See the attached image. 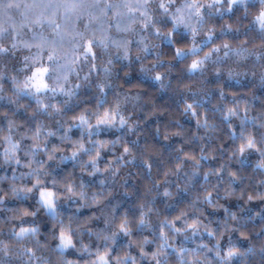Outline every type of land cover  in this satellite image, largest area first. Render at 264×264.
<instances>
[{"label": "clouds", "instance_id": "obj_1", "mask_svg": "<svg viewBox=\"0 0 264 264\" xmlns=\"http://www.w3.org/2000/svg\"><path fill=\"white\" fill-rule=\"evenodd\" d=\"M0 264H264V0H0Z\"/></svg>", "mask_w": 264, "mask_h": 264}]
</instances>
